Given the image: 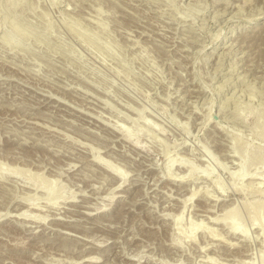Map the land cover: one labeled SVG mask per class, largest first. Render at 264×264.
Returning a JSON list of instances; mask_svg holds the SVG:
<instances>
[{
	"label": "rangeland",
	"instance_id": "374dc122",
	"mask_svg": "<svg viewBox=\"0 0 264 264\" xmlns=\"http://www.w3.org/2000/svg\"><path fill=\"white\" fill-rule=\"evenodd\" d=\"M0 264H264V0H0Z\"/></svg>",
	"mask_w": 264,
	"mask_h": 264
},
{
	"label": "bare ground",
	"instance_id": "6f19581e",
	"mask_svg": "<svg viewBox=\"0 0 264 264\" xmlns=\"http://www.w3.org/2000/svg\"><path fill=\"white\" fill-rule=\"evenodd\" d=\"M263 9V8H262ZM260 10V9H259ZM258 10V11H259ZM260 12H262V11H260ZM260 12L257 14V13H255V14H253L254 16L255 15H259L260 14ZM250 15H252V14H250ZM254 16H252V18L249 20V21H251V22H253V21H255V17ZM230 18V17H229ZM259 36V35H258ZM256 51V50H255ZM232 150V149H231ZM233 152V151H232ZM236 154V153H235ZM119 171V170H118ZM13 172H17L16 170H13ZM116 175H119V173H117V172H114ZM123 175V174H122ZM117 177V176H116ZM121 177V176H120ZM119 177V178H120ZM122 179V178H121ZM49 186V182H47V181H39L38 183H37V185H36V187H40L42 190H47V187ZM25 199H28V200H24V202H26V204L27 203H30V204H32V203H34V200H35V197L34 196H28V197H26ZM226 211V210H225ZM21 213H23V212H21ZM228 215V212L226 211L224 214H223V216H222V218H221V220L220 221H223L224 223H225V225L227 226V228H229L230 230H236V229H238V226H237V224L235 223V221H234V217H230V218H228L229 216H227ZM214 219H216V217H214ZM220 219V218H219ZM217 220H218V218H217ZM241 252V251H240ZM240 254H244V252H241Z\"/></svg>",
	"mask_w": 264,
	"mask_h": 264
}]
</instances>
